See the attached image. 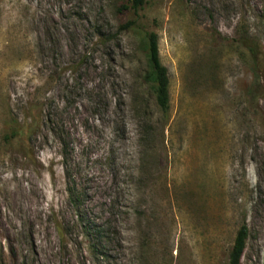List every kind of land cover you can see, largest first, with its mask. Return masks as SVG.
<instances>
[{"label": "rangeland", "instance_id": "374dc122", "mask_svg": "<svg viewBox=\"0 0 264 264\" xmlns=\"http://www.w3.org/2000/svg\"><path fill=\"white\" fill-rule=\"evenodd\" d=\"M129 1L0 0V264H264V0Z\"/></svg>", "mask_w": 264, "mask_h": 264}, {"label": "trees", "instance_id": "16d2710c", "mask_svg": "<svg viewBox=\"0 0 264 264\" xmlns=\"http://www.w3.org/2000/svg\"><path fill=\"white\" fill-rule=\"evenodd\" d=\"M150 0H130L128 4L122 5L121 12H132L137 19L128 22L125 29H138L140 30V12L147 6ZM145 43V54L147 59V70L145 72L144 81L151 85L156 102L161 111L167 112L170 107V93H169V76L168 70L163 66L160 60L159 52V38L154 32H147ZM34 123L27 126L28 132L35 133L33 130ZM26 129H18L11 135L16 138L17 136L23 137ZM79 199V196H75ZM250 237V231L247 224H243L237 233L234 241L233 248L229 256V264H242V258L247 248V243Z\"/></svg>", "mask_w": 264, "mask_h": 264}]
</instances>
